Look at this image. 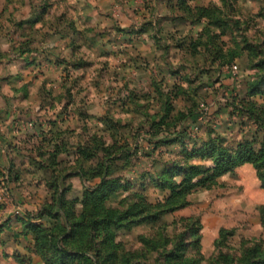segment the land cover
I'll list each match as a JSON object with an SVG mask.
<instances>
[{"label":"rangeland","instance_id":"374dc122","mask_svg":"<svg viewBox=\"0 0 264 264\" xmlns=\"http://www.w3.org/2000/svg\"><path fill=\"white\" fill-rule=\"evenodd\" d=\"M178 2L97 0L80 16L60 0H0V264L30 249L15 238L27 216L55 213L61 195L80 215L83 194L107 174L125 187L109 209L146 208L110 228L113 260L103 264H239L255 246L264 262V190L252 166L174 212L160 188L181 180L177 170L212 167L192 156L210 140L235 148L264 137V0H186L214 23L187 20ZM34 10L53 15L38 26ZM41 27L57 37L38 36ZM165 98L176 125L153 147L145 133ZM93 138L84 159L78 149Z\"/></svg>","mask_w":264,"mask_h":264},{"label":"trees","instance_id":"16d2710c","mask_svg":"<svg viewBox=\"0 0 264 264\" xmlns=\"http://www.w3.org/2000/svg\"><path fill=\"white\" fill-rule=\"evenodd\" d=\"M177 6L183 12H186L185 10L188 11L187 20L191 21L194 18L198 21L206 20L212 23L216 20L209 8L190 10L186 7V0H179ZM46 11L47 8L44 9V13ZM41 20L42 17L36 18L34 24L39 23ZM28 24H31V22ZM166 98L162 102L161 112L151 116L153 122L145 133L148 143L153 147L163 144L159 139L164 131H169L171 128L173 130V125H176L171 123L172 127H170L169 117L171 116L172 106ZM156 139L157 142H155ZM97 142L98 140L93 138L91 145H82L79 147L78 152L85 159L86 150L92 147L97 149L94 146ZM54 148L59 150L58 146ZM59 153L54 152V158ZM193 154L201 159L211 160L213 165L207 169L197 166L182 168L177 170V172L181 173L180 181L174 182L171 179L164 185L161 184L160 188L162 190L170 191V196L162 207L167 212L185 208L187 206L186 198L189 194L198 189L211 190L219 186V179L248 165L255 170L256 176L261 183V188L264 190V137L260 142L247 141L238 144L235 148H226L223 146L222 141L210 140L203 148L192 152V156ZM1 165L0 158V168ZM79 175L83 178L91 179L85 172H81ZM107 176L108 174L104 175L101 182L94 188L85 191L80 202L82 205L80 215L75 214L76 212L73 209V206L79 202H69L61 195L57 200L56 207H58V210L55 213H52L50 208L48 210L46 208L37 217L27 216V219L22 223L23 232L25 233L24 235H31L34 243V254L41 259L43 264H75L77 260H79V264H103L106 260H113L112 254L104 256V254H107V246L111 243L109 238L110 228L113 225L119 228L126 219H135L140 216L146 206L142 202H137L123 212L109 209L105 205L106 201L125 187L120 180H108ZM262 211L264 212V209ZM45 218L54 220L55 223L44 224L38 222ZM89 238H91V241L88 242ZM87 242L94 244L93 251H91V246ZM89 254L91 257L88 256ZM261 254L263 255L262 250L260 252L259 246H255L246 250L238 263L264 264V262L257 260ZM17 261L18 264H32V259L25 256H17ZM231 262L229 257H227L226 264Z\"/></svg>","mask_w":264,"mask_h":264},{"label":"crops","instance_id":"0c3cea01","mask_svg":"<svg viewBox=\"0 0 264 264\" xmlns=\"http://www.w3.org/2000/svg\"><path fill=\"white\" fill-rule=\"evenodd\" d=\"M104 1H107V3L108 2H111V0H104ZM60 2L62 3V4H67V5H75V6H79V15L80 16H82V15H85L86 13H87V10H88V6L89 5H91V4H95V3H97V0H60ZM97 4H99V3H97ZM39 11V10H38ZM50 15H53L52 13H50V11H48V13H47V15L46 16H43L42 17V20L43 19H49L50 18ZM42 15H40V14H38L37 12H36V10H34L33 12H32V14H31V16L30 17H33V19L35 18H39V17H41ZM59 16V15H58ZM60 18L59 19H61L62 21H66V20H71V19H68V17H69V15L66 13V14H62V15H60L59 16ZM29 19V18H28ZM23 20H26V19H23ZM41 20V21H42ZM38 24H40V23H37V25ZM38 26H40V25H38ZM72 28V27H71ZM70 29V28H69ZM50 30V29H49ZM48 29H46V28H44V27H41V29H39V30H36L39 34H38V36H40V37H42V36H45L44 34H46V36H48L49 38L50 37H57V35H53L52 33H51V31H50V33L48 32L49 31ZM78 30V29H77ZM79 31V30H78ZM42 32H45L44 34L42 33ZM67 35H70V33L68 32V34ZM64 36H65V34H64ZM69 40V39H68ZM43 42H45V41H43ZM43 42H41L40 44L39 43H37V44H35L36 46H39V47H43L42 46V43ZM48 42V44L47 45H52L49 41H47ZM69 43L71 44V40H69ZM68 43V44H69ZM45 44V43H44ZM49 64H51L50 62H49ZM16 214H18V213H16ZM19 226V225H18ZM20 228H21V226H19ZM22 229H23V227H22ZM16 239H19V241H20V243L22 244L23 242H21V241H23V240H27V242H28V247L30 248V249H22L21 250V255H14V257L12 258V259H14V260H17V256H25V257H27V258H30V259H33V260H36L37 258H36V255L34 254V251H33V247H34V243H33V239H32V237H31V235H18V236H16L15 237ZM14 241V240H13ZM17 245H18V243H17ZM40 260V259H39ZM41 261V260H40Z\"/></svg>","mask_w":264,"mask_h":264}]
</instances>
